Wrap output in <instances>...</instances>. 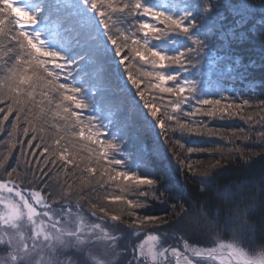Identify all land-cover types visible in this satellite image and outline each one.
<instances>
[{
  "label": "trees",
  "instance_id": "1",
  "mask_svg": "<svg viewBox=\"0 0 264 264\" xmlns=\"http://www.w3.org/2000/svg\"><path fill=\"white\" fill-rule=\"evenodd\" d=\"M213 2L201 0V7ZM218 2L217 11L227 16L223 7L225 0ZM133 3L135 12L125 7ZM145 8L176 16L194 10L190 0H142V6L138 0H15V3L0 0V90L9 93L8 100L0 102V110H3L0 117L8 115L7 121H0V160L9 151H14L16 158L11 167L0 168V182L5 188L13 186L42 192L47 201L54 204L79 203L82 208L85 202L107 204L110 200L105 197L125 195L144 202L143 207L136 209L137 213L161 217L169 223L168 228L186 231L193 245L200 244L198 238L208 231L204 219L209 217L214 223L211 226L208 221L213 230L218 229L223 237L235 240L250 254H261L264 231L258 228L255 232H241L237 225L227 224L224 215L228 208L242 214L247 208L249 222L259 225L264 221V140L257 136L264 132V124L258 123L264 112L255 107L264 100L261 14L257 11L253 17L249 16L251 31L247 40L230 36L232 16L221 19L214 15L202 20L192 31L203 35L207 25L213 29L214 39L208 42L206 51L190 56L191 63L165 66L153 61L165 53L171 57L184 52L190 41L179 31L160 35L164 25L151 12H145ZM198 16L197 12L195 18L200 20ZM9 17L16 18L13 31L20 39L8 34L5 21ZM140 25H144L145 30H140ZM140 53L147 58L142 60ZM116 60L122 63L119 66L110 63ZM17 72L21 74L14 81L13 74ZM165 72L174 77L171 86L193 88L185 93L174 115L189 123L202 122L208 128L219 130V135L189 133L178 127L165 133L158 125L148 101L155 98L156 102H161V94L151 85L161 82L157 73ZM135 77L143 81L141 85L136 84ZM134 87L140 88L143 96L132 95ZM13 98L15 111L8 114L7 104H11ZM171 99H176L174 94ZM211 99L231 104H243L247 100L249 107L243 114L253 117L243 120L227 114L222 117L197 115L196 109L202 102ZM164 111L171 112V109ZM77 121L90 125L88 131H95L93 143L110 141L117 146L109 150L108 155L111 161L120 162L115 165L118 171L158 181L151 190L156 191L160 199L140 195L142 191H151L148 186L137 188L131 181L105 182L106 178L101 177L99 171L89 175L83 170L88 166L87 161L65 169L57 160L55 167L49 165L46 170L44 185L34 163L32 167L19 163L20 153L28 151L29 143L38 157L37 145L42 142L48 148L45 155L50 154L51 160L57 159L56 153L61 148L87 157V147H80L87 142L74 135L78 131L80 136L85 135ZM241 130L244 133H240ZM245 133L250 139L241 138ZM17 141L19 149H13ZM187 148L199 151L188 153ZM216 160H220V165L209 171V162ZM180 161L192 162L199 171L188 172ZM70 169L76 170V175H71ZM205 172L208 174L204 175ZM34 176L38 177L37 181ZM226 189L233 193L230 202L221 199ZM202 207L206 216L200 213ZM218 207L222 210L219 216ZM123 221H127L125 217ZM10 229L5 230L7 235L12 234ZM134 239L132 235L128 241ZM24 247L27 248L25 242Z\"/></svg>",
  "mask_w": 264,
  "mask_h": 264
},
{
  "label": "rangeland",
  "instance_id": "2",
  "mask_svg": "<svg viewBox=\"0 0 264 264\" xmlns=\"http://www.w3.org/2000/svg\"><path fill=\"white\" fill-rule=\"evenodd\" d=\"M127 51L123 52L124 55ZM138 56L142 60L147 58L141 53ZM110 63L119 66L122 62ZM135 78L136 84L141 85L143 81ZM140 95L143 96L142 92ZM70 173L76 175V170L70 169ZM37 174L44 185L45 175ZM4 186L0 182V264H80L78 260L86 264L88 261L91 264H165V252L168 253L166 264H174L173 257L176 264L179 261L182 264L181 259L187 264H234L233 255L239 259L264 262V252L250 254L235 240L223 237L218 229L210 227L214 223L209 217L204 219L208 231L204 237L198 238L200 244L193 245L186 231L168 228L167 221L139 229L109 217L101 218L103 214L99 212L93 215L89 202H81L84 208L79 203H74L79 206L69 202L55 205L47 201L42 192ZM100 204L107 205L113 214L121 213L127 221L132 219L125 205L111 201ZM9 228L12 234L7 235L5 230ZM132 235L135 239L129 242ZM185 241L189 246L187 250L183 248ZM235 249H242L244 255Z\"/></svg>",
  "mask_w": 264,
  "mask_h": 264
},
{
  "label": "snow or ice",
  "instance_id": "3",
  "mask_svg": "<svg viewBox=\"0 0 264 264\" xmlns=\"http://www.w3.org/2000/svg\"><path fill=\"white\" fill-rule=\"evenodd\" d=\"M13 3H15V0H13ZM138 3L140 4V6H142V0H138ZM190 6L194 10L186 11L181 16L164 14L162 12H154L151 9L147 8L144 9L145 12H151V14L157 17L164 25V27L160 30V35L163 36L167 32L179 31L182 32L183 35H185L190 41V46L186 48L184 52L178 55H173L171 57H169L166 53L162 54L160 56V59L154 60L153 63H162L165 66L173 63L183 65L185 61L191 63V60L189 59L190 56L202 55L206 51V45L208 44V42L214 39V31L212 28L208 27V25L204 28L203 35H196L192 30L199 26L202 20H206L211 16L215 15L216 17H220L221 19H226L227 16L233 17V27L229 30L230 36L233 39L239 38L241 40H247L249 38L251 31V29L248 27L250 23L249 16L253 17L257 11L260 12L262 17L261 19H259L261 25H264V0H258V2H253V0H235V2H233V0H225L223 7L225 9V12L227 13V16H223L217 11L220 7L218 0H214L213 3H208L204 8L201 7V0H190ZM125 7H131L132 12H135L137 10L135 3H133L132 5H125ZM197 12L199 13L198 17L201 18L200 20L195 18ZM15 19V17H9L8 19H6L5 23L8 25V34L11 35L13 39H20V36L13 31L16 27V24L13 23ZM58 27H61L60 22H58ZM140 30H145V26L140 25ZM261 35H264V32H261ZM21 43H23L22 40ZM133 51H136V49L133 48ZM155 55L156 53H153V56ZM20 74L21 73L19 72L14 73L13 80L15 81L17 79V76ZM146 75L150 74L146 73ZM156 75L160 77L161 82L152 84L151 88L159 91V93L161 94L159 97V101L161 102H156L155 98H153L152 100L148 101V107L151 110L152 115L157 117L160 126L165 131V133H167L170 129L175 130V128L178 127L179 129H184L189 133H207L209 135L220 134L219 130L208 128L206 124L202 122L189 123L188 121H184L174 115V113L180 108V104L183 102L185 93L193 91V88L191 86L186 88L173 87L171 86L170 82L174 79V77L168 75L167 73H157ZM164 81H168V84H165ZM173 94L176 97L174 101L171 99V96ZM8 98L9 93H5L0 90V102L7 101ZM15 103V98H13L12 103L7 104L8 114H11L15 111ZM204 105L209 106L205 107ZM248 107L249 102L247 100H245L243 104H231L225 103L224 100L211 99L203 101L202 106L196 109V114L207 115L209 117H222L224 114H227L229 116H239L243 120H251L253 117L251 114H243L244 109ZM255 107H258L261 112H264V100L260 101V104L256 105ZM165 108H170L171 112L164 111ZM7 119L8 115L0 117V121H7ZM77 123H80L81 127L84 128L85 135L80 136L79 131L74 135L81 138L82 141L87 142L86 144L82 143L80 145L81 148L87 147L89 153L87 157L80 156L78 151L69 154L66 150L61 148L56 153L57 159L51 160L49 158L50 154L45 155V153L48 152V148L46 146H43V142L40 145H37V148L39 149L38 157L36 156V153L32 151L31 143H29L28 151H21L19 163H23L27 167H32L34 163L36 170H38L42 175L46 176V170L49 168V165L55 167L57 160H60L62 162L65 169L73 164L80 166L81 161H87L88 166L83 170L89 175L99 171V175L106 178L105 182L131 181L137 188L148 186L149 190L152 189L153 185L158 183V181L147 176H140L138 174L129 173L127 171H118L115 165H117L119 162L111 161L108 155L109 150L115 149L117 146L110 141L107 143H100L99 141L93 143V139L96 135L95 131H88V129L91 127L90 125H84L79 121H77ZM258 123L264 124V116L261 117ZM13 130H15V121H13ZM240 133H244V130H241ZM25 135H28L27 130H25ZM233 135L236 134L233 133ZM257 136L259 139L264 140V132L258 133ZM241 138L244 140H248L250 139V135L245 133ZM33 139H35V137H33ZM180 146L183 147V145ZM13 149H19V141H17L16 144L13 145ZM195 151L199 150L187 148L188 153ZM236 151L242 152L241 149H236ZM29 156H31V159H29ZM40 157H43V160H41ZM15 159L16 158L14 155V151H9L8 155H6L3 160H0V168L11 167V164L13 161H15ZM180 163L188 172L196 174L199 171L198 166L194 167V164L192 162L186 163L184 161H180ZM220 163V160H216L215 163L209 162V171L219 166ZM93 164L100 166L99 169L97 167H93ZM12 171L15 172L16 169L13 168ZM206 174H208V172L204 173V175ZM34 179H38V177L34 176ZM87 183H90V181H87ZM92 191L94 192L95 189L93 188ZM140 195L160 199V196L154 190L142 191ZM232 196V191L230 189H226L223 192L221 199L230 202ZM105 200H110L112 202H118L121 205H125L129 209L128 214L132 217V219L123 221L120 215L113 214L109 207L104 204H90V207L93 210V215H96V213L99 212L100 214H103L101 215V218L109 217L113 221L124 222L129 225L136 226L139 229L145 228L148 224L160 223L162 221L161 217H145L139 215L136 209L144 206V202L142 201L128 199L125 195L107 196L105 197ZM247 211L248 209L246 208L245 212L242 214L238 210L233 211L231 208H228L224 213L225 222L227 224L237 225L241 232H255L258 228L260 231H264V221H261L259 225H257L256 222H249L247 218ZM200 213L202 216L207 215L203 207L200 209ZM221 214L222 210L218 207L217 215L219 216ZM229 246L231 247V245ZM188 247L189 246L187 244V241H185L183 244V248L187 250ZM235 251H237L241 256L244 255L242 249H235ZM167 256L168 253L165 252V264ZM173 260L175 261V257H173Z\"/></svg>",
  "mask_w": 264,
  "mask_h": 264
},
{
  "label": "bare ground",
  "instance_id": "4",
  "mask_svg": "<svg viewBox=\"0 0 264 264\" xmlns=\"http://www.w3.org/2000/svg\"><path fill=\"white\" fill-rule=\"evenodd\" d=\"M140 92H142V90L140 89V88H138V87H134V90H133V92H132V95H139L140 94ZM85 113H87V114H91V113H88L87 111L85 112ZM120 163V162H119Z\"/></svg>",
  "mask_w": 264,
  "mask_h": 264
},
{
  "label": "flooded vegetation",
  "instance_id": "5",
  "mask_svg": "<svg viewBox=\"0 0 264 264\" xmlns=\"http://www.w3.org/2000/svg\"><path fill=\"white\" fill-rule=\"evenodd\" d=\"M236 258H237V257H236ZM237 259H239V257H238ZM240 259H241V258H240ZM181 262H182V264H187V262H186V261H184V260H182V259H181ZM184 262H186V263H184ZM174 264H176V262H175V261H174ZM177 264H181V263H180V261H179V262H177Z\"/></svg>",
  "mask_w": 264,
  "mask_h": 264
}]
</instances>
